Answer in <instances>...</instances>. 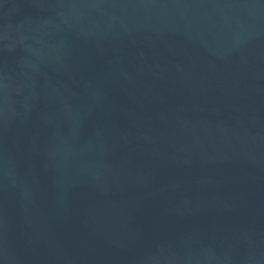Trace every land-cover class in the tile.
<instances>
[{"label": "water", "instance_id": "95a60500", "mask_svg": "<svg viewBox=\"0 0 264 264\" xmlns=\"http://www.w3.org/2000/svg\"><path fill=\"white\" fill-rule=\"evenodd\" d=\"M0 264H264V0H0Z\"/></svg>", "mask_w": 264, "mask_h": 264}]
</instances>
